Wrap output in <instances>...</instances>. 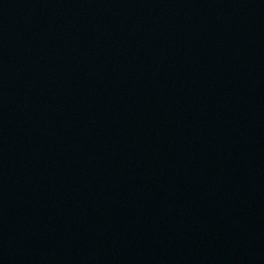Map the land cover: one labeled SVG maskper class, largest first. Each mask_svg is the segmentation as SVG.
Returning <instances> with one entry per match:
<instances>
[{
  "label": "water",
  "instance_id": "1",
  "mask_svg": "<svg viewBox=\"0 0 264 264\" xmlns=\"http://www.w3.org/2000/svg\"><path fill=\"white\" fill-rule=\"evenodd\" d=\"M0 264H264V0H0Z\"/></svg>",
  "mask_w": 264,
  "mask_h": 264
}]
</instances>
